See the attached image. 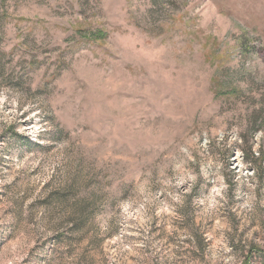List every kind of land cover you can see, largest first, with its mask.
<instances>
[{"label": "rangeland", "instance_id": "rangeland-1", "mask_svg": "<svg viewBox=\"0 0 264 264\" xmlns=\"http://www.w3.org/2000/svg\"><path fill=\"white\" fill-rule=\"evenodd\" d=\"M0 264H264V0H0Z\"/></svg>", "mask_w": 264, "mask_h": 264}]
</instances>
